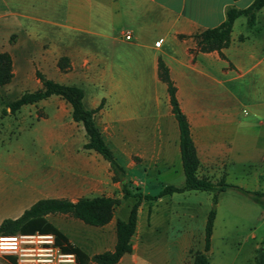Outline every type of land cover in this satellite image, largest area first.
<instances>
[{
  "label": "crops",
  "instance_id": "0c3cea01",
  "mask_svg": "<svg viewBox=\"0 0 264 264\" xmlns=\"http://www.w3.org/2000/svg\"><path fill=\"white\" fill-rule=\"evenodd\" d=\"M252 1L67 0L62 10L63 20L55 19L56 10L52 11L49 23L52 29L51 49L43 50L42 27L28 23L31 18L28 0H0V52L10 54L14 74L15 55L11 48L19 51L24 60L29 58V47L39 48L35 54L41 65L36 70L57 82L81 87L85 107L94 109L102 105L95 114V122L105 142L117 160H127V167L137 168L145 175L150 169H154L155 174L170 169V160L180 156L179 130L171 111L167 86L158 77V62L162 60L190 126L200 160L199 172L213 181L214 171L218 167L224 168L235 158L232 140L224 128L231 123V112L220 105V76L257 69L264 77V6L256 12L251 26H248L245 16L235 19L230 43L221 49L223 56L217 50L201 51L194 35L220 25L229 8L244 9ZM113 16L121 22L118 36L107 33L105 28ZM61 29L71 33L67 40L59 34ZM127 31L131 32L129 40L124 37ZM13 35L17 36L14 43L11 42ZM92 37H98L99 42ZM96 43L99 49L93 45ZM61 57L68 59L65 71L58 66ZM49 59L57 64L52 69V76L45 66ZM57 110L64 135L58 132L55 137L67 143L70 132L82 131L83 126L72 119L71 106L65 101L57 104ZM69 115L72 120L66 122ZM83 136L86 138L85 134ZM86 140L79 147L71 142L65 157L48 165L41 177L37 175V181L30 185L17 181L11 175L10 154L8 158L1 159L0 224L5 219L18 218L43 198L76 201L81 197L107 196L121 198L122 202V182L112 180L110 165L99 153L83 148ZM17 172L22 174L25 170L19 167ZM189 193L179 194L186 197ZM166 196L170 195L148 200L149 225L152 223L153 206L162 203ZM121 202L114 208L110 221L97 226L101 227L102 236L108 233L103 237L102 251L87 252L62 233L70 244L88 256L112 251L116 243V221L125 220L115 216ZM176 204L183 205L178 201ZM182 207L188 212L187 203ZM182 215L186 224L188 216L176 214V217L181 219ZM70 217L64 213L46 215L52 224L51 219L64 222ZM167 219L171 221V216ZM137 225L131 238L132 251L124 254L116 264L139 263L142 238ZM192 238L193 233L189 232L187 225L180 227L176 235H170L169 245L178 244L180 249L177 264H184ZM0 264H14V260L0 256Z\"/></svg>",
  "mask_w": 264,
  "mask_h": 264
},
{
  "label": "rangeland",
  "instance_id": "374dc122",
  "mask_svg": "<svg viewBox=\"0 0 264 264\" xmlns=\"http://www.w3.org/2000/svg\"><path fill=\"white\" fill-rule=\"evenodd\" d=\"M66 2L67 0H28V13L31 16L28 23H36L42 27L43 32L40 34L43 36V50L51 49L52 29L49 23L52 11L56 10L55 19L63 20L65 16L62 10ZM111 20L105 25L107 33L118 36L121 22L116 20V16ZM59 34L67 40L71 33L61 29ZM16 38L13 35L11 42L14 43ZM91 39L96 42L100 40L98 37ZM93 45L99 49L98 43ZM38 49L29 47V58L24 60L19 51L11 48L15 55L14 74L8 84L0 87V161L10 154L11 175L17 181L29 185L37 181V175L41 177L48 165L65 157L71 142L74 141L75 147H79L86 140L83 129L70 132L67 143H62L61 139L55 137L58 132L64 135L57 117V104H64V101L56 95L24 105L15 114L9 113L7 104L10 101L26 91L40 87L35 75V70L41 65L35 54ZM68 65L67 61L65 68ZM45 66L52 76V69L57 64L49 59ZM220 80L221 108L231 112V123L224 128L232 140L235 158L229 164L224 162L227 163L224 168L218 167L214 171L213 181L223 180L227 184L243 188L249 194L233 187H226L217 194L216 216L207 252L208 264H259L261 254L264 264V204L252 199L255 192L264 193V77L256 69L243 74L230 72L221 75ZM69 120H72L70 115L66 122ZM117 161L125 171L126 184L134 189L139 188L143 193L155 195L163 185H182L184 182L180 156L170 160V169L160 174H155L154 169H150L148 175L139 172L137 168L127 167V160ZM19 167L24 168L25 172H17ZM213 194L210 191H190L186 197L179 193L166 196L162 203L153 206L150 225L147 222L150 204L148 200L143 201L137 216L138 231L142 238L139 243L138 264H177L180 259L179 245H169V239L171 234L176 235L184 225L193 233L184 264H193L194 253L203 251L204 224L207 213L213 206ZM259 198L264 200V196ZM133 201L132 197L124 199L116 208L115 216L126 219ZM177 201L182 206L187 203L188 212L180 204H176ZM176 214L188 216L187 223H184V215L179 219ZM169 216L171 221L167 219ZM51 221L85 251H102V240L108 233L105 232L102 236L101 227L85 224L74 217L64 222L54 219Z\"/></svg>",
  "mask_w": 264,
  "mask_h": 264
},
{
  "label": "trees",
  "instance_id": "16d2710c",
  "mask_svg": "<svg viewBox=\"0 0 264 264\" xmlns=\"http://www.w3.org/2000/svg\"><path fill=\"white\" fill-rule=\"evenodd\" d=\"M263 6L264 0H253L252 3L244 9L229 8L226 11L225 20L220 25L214 28H208L194 35L197 46L203 52L217 50L220 52L221 56H223L221 49L227 47L230 43V34L235 19L239 16H245L248 26H251L254 23L256 12ZM67 61L68 59L66 57H61L59 59L58 66L62 71L66 70L65 66ZM35 75L41 83V87L33 91H26L16 99L10 101L7 104L9 112L14 114L22 106L34 104L52 95L60 97L71 106L72 119L83 126L87 139L83 144V148L96 151L109 163L113 172L112 180L122 182V199L132 197L134 201L126 219H118L116 221V243L112 251H104L88 256L80 248L70 244L66 236L46 219V215L64 213L80 219L86 224L103 226L110 221L114 208L121 202V198L116 197H81L76 201H71L67 198L39 199L18 218L3 220L0 224V235L33 233L35 231L53 233L56 237V241L63 244V249L66 251H73L81 264H86L89 261H93L97 264H116L124 254L132 251L131 238L136 230L138 208L142 201L157 200L165 195L182 193L185 191H210L214 193L212 198L213 206L208 211L204 224L203 251H197L193 255V264H208L207 252L210 249L211 235L216 216L215 205L217 204V194L226 187L239 189L246 194H249V192L239 186L227 184L223 180L212 181L207 176L200 174V160L191 137L190 126L186 115L179 106L176 97V87L164 62L162 60L158 62V77L167 86L171 111L179 130V150L184 182L182 185H163L155 195L145 194L141 192L139 188L134 189L131 185L126 184L124 180L125 171L117 161L111 148L105 142L95 122V114L102 105L94 109H89L85 107L83 103V90L81 87L57 82L47 78L38 70L35 71ZM12 77L11 56L8 52H0V87L8 84ZM260 196H264V193L255 192V196L252 197V199L264 204V200H261L259 198ZM258 262L259 264H263V254H261Z\"/></svg>",
  "mask_w": 264,
  "mask_h": 264
},
{
  "label": "built area",
  "instance_id": "2783aa9c",
  "mask_svg": "<svg viewBox=\"0 0 264 264\" xmlns=\"http://www.w3.org/2000/svg\"><path fill=\"white\" fill-rule=\"evenodd\" d=\"M131 39V32L124 33ZM53 233H16L0 235V256H9L14 264H81L73 251L63 249ZM86 264H97L89 261Z\"/></svg>",
  "mask_w": 264,
  "mask_h": 264
}]
</instances>
